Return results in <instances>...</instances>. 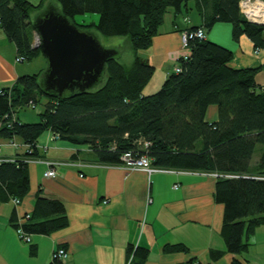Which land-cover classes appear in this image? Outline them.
Wrapping results in <instances>:
<instances>
[{"label": "trees", "instance_id": "obj_1", "mask_svg": "<svg viewBox=\"0 0 264 264\" xmlns=\"http://www.w3.org/2000/svg\"><path fill=\"white\" fill-rule=\"evenodd\" d=\"M45 1L0 0V28L24 61L41 55L40 48L32 46L31 13ZM54 1L75 24V16L97 14L98 24L76 25L109 38L127 36L133 52L152 44L169 8L185 10L190 2L203 17L202 27L190 33L208 31L219 21L231 23L235 41L245 35L253 47L264 50V25L249 23L241 15L240 0ZM187 49V60H179L180 73L172 71L160 90L147 96L143 90L154 67L137 54L130 65L117 59L108 61L103 81L93 90H76L61 97L41 89L42 71L19 76L12 87L0 89V137L18 139L28 146L22 151L28 160L38 158L36 142L50 131L60 141L86 146L95 161L106 166L123 165L121 157L130 154L132 159H151L158 169L217 174L213 197L223 207L220 235L226 249L210 250L206 263L189 258L179 264H211L225 254L233 256L232 264H245L241 257L249 249V239L264 226V90L255 79L264 71V64L233 68L232 51L206 38H189ZM43 100L38 123L18 119L11 123L20 109L37 108ZM212 105L218 119L208 123L206 111ZM145 143L149 145L145 147ZM257 145L261 148L253 163ZM25 159L0 162V203L22 200L29 193ZM33 207L29 219L15 228L29 236L51 235L67 228L69 220L61 201L37 196ZM148 252L145 248L129 249V264H144ZM162 252L187 254L189 248L175 243L165 245ZM49 264L64 262L52 259Z\"/></svg>", "mask_w": 264, "mask_h": 264}, {"label": "crops", "instance_id": "obj_2", "mask_svg": "<svg viewBox=\"0 0 264 264\" xmlns=\"http://www.w3.org/2000/svg\"><path fill=\"white\" fill-rule=\"evenodd\" d=\"M196 7L190 2L185 10L169 8L152 44L133 52V58L137 54L154 67V75L143 94L147 87L148 92L162 87L173 73L182 47L181 36L202 27L203 17ZM232 27L231 23L219 21L208 31L203 30L206 40L232 51L231 67L263 65L264 50L256 52L245 35L235 41ZM16 56V48L0 28V89L12 87L19 76L36 71L31 62H16ZM36 60L43 63L42 59ZM255 79L264 87V71ZM36 113L15 114L13 118L23 123H38ZM217 119V108L212 105L206 111V121L213 123ZM52 137L53 132L47 131L38 138L39 156L31 160L24 158L25 147L19 152L0 137V158L28 160L30 175V191L19 204L15 205L13 198L0 203V264H49L60 246L68 254L64 264H129L128 250L132 248L149 251L144 264H179L189 258L206 263L210 250L225 251L220 235L223 207L213 197L216 180L207 174L172 170L148 176L140 170L128 171L125 164L106 166L95 161L86 146ZM14 142L23 144L18 139ZM53 162L60 163L55 168L57 175L46 177V163ZM37 196L61 201L69 223L66 229L51 235L30 236L31 242L26 243L19 240L14 225L33 211ZM147 197L149 204L145 202ZM249 241V249L241 259L246 260L245 264H264V226L258 227ZM175 243L184 244L189 252H162L165 245ZM232 259L231 254H225L211 264H232Z\"/></svg>", "mask_w": 264, "mask_h": 264}, {"label": "water", "instance_id": "obj_3", "mask_svg": "<svg viewBox=\"0 0 264 264\" xmlns=\"http://www.w3.org/2000/svg\"><path fill=\"white\" fill-rule=\"evenodd\" d=\"M31 24L38 40L34 48L39 47L46 60L47 68L40 74L39 82L45 94L61 97L76 90H93L103 81L106 63L120 55L117 48L104 47L96 32L67 19L53 3Z\"/></svg>", "mask_w": 264, "mask_h": 264}, {"label": "built area", "instance_id": "obj_4", "mask_svg": "<svg viewBox=\"0 0 264 264\" xmlns=\"http://www.w3.org/2000/svg\"><path fill=\"white\" fill-rule=\"evenodd\" d=\"M239 12L241 13V15H243L245 17V19L249 22V23H255V24H259V25H264V0H240L239 2ZM189 38H196V39H205V32L202 29H198V31L192 32L190 33L189 31L187 33H184L181 36L182 39V47H181V51L179 52V57H178V65H176L173 69V72H175L176 74L180 73L181 68L179 66V60H187L188 55H189V50L187 49L188 46V40ZM38 40L34 39L33 42V46L37 45ZM256 52H259L260 49L256 48L255 49ZM24 58L20 57V56H16V62H23ZM262 90H264V87L262 88ZM5 118H7V116H5ZM13 118V117H12ZM15 119L13 118L11 120V123L14 122ZM2 126V123L0 122V127ZM53 139H59L58 135L53 133ZM10 144L18 147V148H23L26 147L28 148V146H26L25 144H18L16 142H14V139L10 140ZM149 144L145 143V147H147ZM121 159L124 161L125 167L127 169L131 168L132 170H143L144 172H146L149 176L151 173L154 172H161V171H168V170H164V169H158L155 168L151 165V159H148L145 156H141L137 159H132L130 157V154L128 155H124L121 157ZM0 162H3L2 159H0ZM27 163H29V161H26ZM48 166L47 171L44 173V175L46 177L49 178H54L57 174L55 171L56 166L60 165V163H46ZM209 177H213L216 178L218 175L217 174H207ZM149 197L146 198V203L149 204ZM12 202L17 205L20 203V199L18 198H13ZM27 219H29V214H26L23 216L22 220L18 223V226H21L23 224V222H25ZM17 235L18 237L23 240V242L25 241L26 243H30V236L27 235L25 232H23V230L20 227H17L16 229ZM67 252L64 249H57L55 252H53L52 254V259H58L61 260L62 262L65 261V258L67 257Z\"/></svg>", "mask_w": 264, "mask_h": 264}, {"label": "rangeland", "instance_id": "obj_5", "mask_svg": "<svg viewBox=\"0 0 264 264\" xmlns=\"http://www.w3.org/2000/svg\"><path fill=\"white\" fill-rule=\"evenodd\" d=\"M54 0H47L45 2V4H43L41 7L37 8L36 11H33L31 14V21L36 17V15H39L40 12L44 11L46 9V7L49 5V3H56L55 1L53 2ZM58 4V3H57ZM59 6V5H58ZM99 16L97 14H85V15H79V16H75L74 17V22H76V24H81V25H84V24H90V23H94V24H98L99 23ZM91 31H94V30H91ZM95 32V31H94ZM96 34L98 35L99 37V41L100 43L106 47V48H117L120 55L118 56L117 60L121 63V64H126V65H130L132 64V61L134 60L133 58V50L131 49V44L129 42V39L127 36H123V37H112V38H109V37H105V36H100L97 32ZM39 59H42L43 60V63L42 61H38L36 59L38 58H32L30 60H27L24 62V64H27L28 62H31L32 65L35 67V70L34 73L32 74H35V73H38L39 71H44L47 67H46V60L44 58V56L41 55H38ZM136 56V55H135ZM134 56V57H135ZM38 69H41V70H38ZM38 70V71H37ZM148 88V87H147ZM145 89L143 95L147 96V95H151V94H154L156 92H158V90H160L161 87L157 88V90L153 91V92H148V89ZM44 103V100L42 101V103L40 104L39 107L37 108H32V107H29V108H25V109H20L19 110V113L18 115H20V113H25V112H29V111H32L35 113V111H37V113H39L40 111V108L43 107V104ZM37 113L35 114L36 117L37 116ZM10 140L9 139V144L11 147H13L14 149L18 150L20 152V148L10 144ZM261 146L260 145H257V148H256V151L254 153V157H253V163H255L257 161V158L259 156V150H260ZM2 159L3 161H10V160H6L4 158H0ZM59 166V165H58ZM138 171V170H132L131 168L128 169V171ZM140 171H143V170H140ZM144 172V171H143ZM145 173V172H144ZM149 176V175H148ZM210 178H213V177H210ZM214 180L216 178H213Z\"/></svg>", "mask_w": 264, "mask_h": 264}]
</instances>
